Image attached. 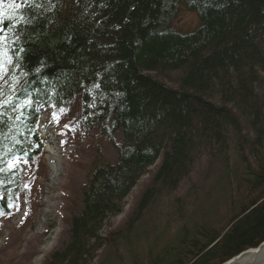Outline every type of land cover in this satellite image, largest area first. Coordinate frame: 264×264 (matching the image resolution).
I'll return each mask as SVG.
<instances>
[{"label":"trees","instance_id":"16d2710c","mask_svg":"<svg viewBox=\"0 0 264 264\" xmlns=\"http://www.w3.org/2000/svg\"><path fill=\"white\" fill-rule=\"evenodd\" d=\"M185 13L188 32L173 25ZM0 30L18 52L8 63L0 47V218L28 189L22 163L43 154L38 103H76L116 151L92 163L46 264H222L264 241V0H0Z\"/></svg>","mask_w":264,"mask_h":264},{"label":"rangeland","instance_id":"374dc122","mask_svg":"<svg viewBox=\"0 0 264 264\" xmlns=\"http://www.w3.org/2000/svg\"><path fill=\"white\" fill-rule=\"evenodd\" d=\"M173 25L182 32H188L196 27V18L192 13H185ZM46 113L50 127L47 134L51 135L58 147L59 169L56 176L52 177L45 151L39 158L22 163L28 189L13 200L10 214L0 218V264H46L50 255L67 240L66 222L80 207L79 188L86 182L92 163L98 158L113 163L116 158V151L107 139L100 138L96 130H86L76 122L79 114L76 103L67 109ZM116 141L118 142V138ZM203 160L201 157L200 162L193 165L195 174L199 175L203 170ZM158 161L147 168L148 171L123 199L121 212L110 215L103 221V233L113 230L135 210L144 187L152 181V173ZM190 182L191 179L187 180L177 194L185 193ZM169 197V194H162L154 209V212L163 214L164 219L173 215L166 209L173 199ZM100 249L97 250L98 254ZM96 254L93 256L95 260Z\"/></svg>","mask_w":264,"mask_h":264},{"label":"bare ground","instance_id":"6f19581e","mask_svg":"<svg viewBox=\"0 0 264 264\" xmlns=\"http://www.w3.org/2000/svg\"><path fill=\"white\" fill-rule=\"evenodd\" d=\"M37 108L39 109V122L37 125L38 132L40 135H45L47 132L50 130L49 124H48V117H46V112H50L47 108L42 107L40 103L37 104ZM47 121V123L45 122ZM51 135L47 136V144H46V150H45V156L48 158L49 163H50V168H51V176L55 177L59 165H58V160H57V150L58 147L54 142L52 141ZM19 161H22L19 159ZM255 250H249L246 254H244L241 257H238L237 260L233 264H243L244 262H247L248 260L254 258L256 256Z\"/></svg>","mask_w":264,"mask_h":264},{"label":"water","instance_id":"95a60500","mask_svg":"<svg viewBox=\"0 0 264 264\" xmlns=\"http://www.w3.org/2000/svg\"><path fill=\"white\" fill-rule=\"evenodd\" d=\"M249 250H255L256 251L255 252L256 256L254 258L248 260L247 262H244L243 264H264V241L259 243L254 248H249V249H246V250L238 253L237 255L231 257L230 259L226 260L222 264H233L235 262V260H237L238 257L243 256Z\"/></svg>","mask_w":264,"mask_h":264},{"label":"snow or ice","instance_id":"6c2138e0","mask_svg":"<svg viewBox=\"0 0 264 264\" xmlns=\"http://www.w3.org/2000/svg\"><path fill=\"white\" fill-rule=\"evenodd\" d=\"M0 31H2V30H0ZM3 40H4V37L0 36V47H9L8 45L3 43ZM9 51L11 52V56H9V59L7 62L11 63L12 62V56L18 55V52L15 49H11L10 47H9ZM19 51L22 52L23 49H20ZM3 75H4V61L0 60V78H3ZM25 215H27V213H25Z\"/></svg>","mask_w":264,"mask_h":264}]
</instances>
